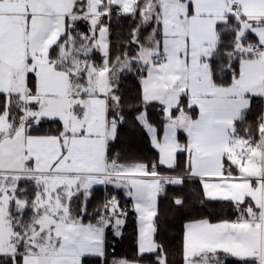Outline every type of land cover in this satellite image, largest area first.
Returning <instances> with one entry per match:
<instances>
[{
    "label": "snow or ice",
    "instance_id": "obj_1",
    "mask_svg": "<svg viewBox=\"0 0 264 264\" xmlns=\"http://www.w3.org/2000/svg\"><path fill=\"white\" fill-rule=\"evenodd\" d=\"M0 264H264V0H0Z\"/></svg>",
    "mask_w": 264,
    "mask_h": 264
}]
</instances>
